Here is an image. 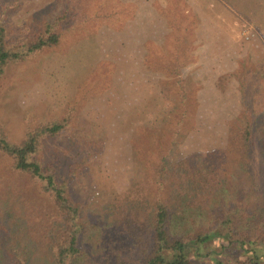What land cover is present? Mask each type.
<instances>
[{
    "label": "trees",
    "instance_id": "16d2710c",
    "mask_svg": "<svg viewBox=\"0 0 264 264\" xmlns=\"http://www.w3.org/2000/svg\"><path fill=\"white\" fill-rule=\"evenodd\" d=\"M22 1L9 0L0 5V76L10 62L58 49L65 32L93 21L96 25L92 31L74 39L94 34L101 24L121 29L135 11L133 3L121 0H51L19 23L5 21L6 14L16 11ZM168 2L166 6L155 2L154 6L166 18L170 30L159 45L145 42L144 57L148 69L165 76L159 80L165 103L157 115L136 126L129 142L136 163L141 156L136 150V137L148 130L154 138L159 123L166 128L163 131L172 133L170 152L159 154L150 174L142 178L137 177L138 165L134 164L131 186L103 204L107 231L113 234L112 243L104 247V264H264V190L256 185L250 164L253 144H258L264 155V106H257L256 92L246 90L244 69H238L240 111L228 121L227 145L179 152L177 140L183 135V124L191 119L193 129L196 121L199 87L189 86L191 77H185L182 69L195 61L194 28L198 18L184 0ZM51 8L53 11L48 10ZM181 10L185 13L177 18L174 12ZM105 64L109 63L96 65L92 74L97 72L102 77L100 89L90 87L84 101L110 85L111 72L103 74L100 67ZM88 91L92 93L86 94ZM76 97L77 92L69 97L61 116L28 128L25 138L17 143L0 130V153L10 159L11 169L41 182L40 189L52 200L50 210H38L37 217L29 218L30 222L37 221L36 229L45 227L48 231L55 264H79L82 258L81 206L69 193L68 179L58 178L54 167L45 165L35 154L41 137L54 136L73 124L77 106L71 101ZM232 166L239 167L252 181L251 194L243 201L227 199L228 175L235 169ZM4 190L0 186V194ZM125 237L133 248L129 256L123 254L119 244Z\"/></svg>",
    "mask_w": 264,
    "mask_h": 264
},
{
    "label": "rangeland",
    "instance_id": "374dc122",
    "mask_svg": "<svg viewBox=\"0 0 264 264\" xmlns=\"http://www.w3.org/2000/svg\"><path fill=\"white\" fill-rule=\"evenodd\" d=\"M8 1L0 0V5ZM49 2L50 0H23L16 11L10 15L9 12L6 14L5 21L19 23L31 12ZM162 2L167 5L168 0L167 2L162 0ZM48 10L53 11V8ZM174 13L177 18H180L185 11ZM94 25L96 21L87 23L82 28L79 26L80 29L65 32L58 49H46L24 60L10 62L0 76V130L4 132L8 140L15 143L25 138L28 128H34L40 123L61 116L66 109L69 97L78 93V97L71 101L77 106L73 124L68 127V130L54 136L41 137L42 145L39 144L35 155L45 165H52L53 172L58 178H61V175L68 179L69 193L81 206L80 219L83 224L81 237L84 241V252L79 259V264H104V247L112 243L113 234L107 231L103 204L116 193H121L131 186L135 176L134 164L138 165L136 168L138 178H142L145 173L150 174L152 163L158 162L159 154L170 152L172 137L170 130L163 131L166 128H161L159 123L156 126L157 132L154 138L150 137L152 131L147 130L139 134L135 144L139 148L136 150L141 151V156L138 155L140 159L136 163L131 158L129 140V146L125 145L126 147L121 146L118 139H114L111 142L113 144L105 147L106 132L96 122L98 111L93 105L86 107L91 99L84 101L83 98L85 91L90 87L94 86V91L100 89L102 77L97 72L92 75V72L77 85L74 92L73 84L68 83L69 80H67L69 78L67 51L76 41L75 37L92 31ZM55 55L62 57L63 63L60 58L55 59ZM100 67L103 74L111 71L107 64ZM191 71L193 68L182 69L185 77H191L189 86L194 89L199 87L200 83L197 78H192ZM83 83H85L84 86ZM81 84L82 89H78ZM249 84L252 85V83ZM219 86H221V92L216 93V96L217 102L219 100L222 102L221 118L203 110L204 116L195 117L193 129H191V119L184 123L182 129L184 136H179L177 140L179 152L186 154L194 150L227 145L228 121L236 115L234 114L236 111L237 113L240 111L239 92L235 85L230 89L226 79H222ZM254 86L253 84V88H256ZM105 89L99 91L100 93L93 98L99 97ZM89 93L92 92L88 91L86 94ZM261 93H255L258 107L264 106V92ZM209 95L206 91L204 97ZM174 100L177 101L175 98ZM205 100H209V97ZM98 103L100 104L101 101L99 100ZM97 108L100 109V105ZM219 119L223 124L221 127ZM171 154L170 156L173 157ZM250 164L256 185L264 190V155L258 144L252 146ZM232 168L234 169L235 166ZM228 179L226 190L230 196L228 195L227 199L230 201L248 199L251 194V178L236 167L234 172L228 175ZM40 183L28 175L11 169L10 159L0 153V186L5 187L6 192L0 194V264H55L47 238L48 231L45 227L36 229L34 222L37 221L30 222L29 218V216L37 217L36 214L39 211L52 208V200L40 189ZM256 205L258 206L259 203ZM119 244L124 255L133 254L132 244L127 237L120 239ZM232 262L230 261L229 264ZM205 264L214 263L207 261Z\"/></svg>",
    "mask_w": 264,
    "mask_h": 264
},
{
    "label": "crops",
    "instance_id": "0c3cea01",
    "mask_svg": "<svg viewBox=\"0 0 264 264\" xmlns=\"http://www.w3.org/2000/svg\"><path fill=\"white\" fill-rule=\"evenodd\" d=\"M121 1L135 5L133 17L126 19L121 29L101 24L94 34L74 41L66 58L67 80L73 84V92L98 63L112 66L110 85L86 105H93L98 111L96 122L106 132L105 147L113 144L114 139L126 147L136 126L157 115L165 103L159 86V80L165 76L148 69L144 57L145 42L150 40L159 45L170 30L166 18L154 6L155 2L161 6L166 3ZM184 1L198 18L194 28L195 61L184 67L193 68L192 78L200 83L196 91V116H204L206 110L221 118L222 102H217L216 93L221 92L222 79L229 82L230 89L235 85L238 91L236 71L244 69L246 90L256 93L264 90V0ZM58 58L62 62V57L55 55ZM206 91L209 100H205ZM218 122L223 126L221 119Z\"/></svg>",
    "mask_w": 264,
    "mask_h": 264
}]
</instances>
